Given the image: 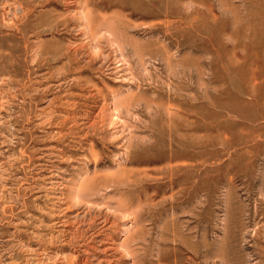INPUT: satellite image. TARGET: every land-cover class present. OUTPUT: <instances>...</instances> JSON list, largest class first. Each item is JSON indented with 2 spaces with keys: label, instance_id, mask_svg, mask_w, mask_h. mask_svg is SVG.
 Listing matches in <instances>:
<instances>
[{
  "label": "rangeland",
  "instance_id": "rangeland-1",
  "mask_svg": "<svg viewBox=\"0 0 264 264\" xmlns=\"http://www.w3.org/2000/svg\"><path fill=\"white\" fill-rule=\"evenodd\" d=\"M63 1L0 0V264H264V0Z\"/></svg>",
  "mask_w": 264,
  "mask_h": 264
},
{
  "label": "bare ground",
  "instance_id": "bare-ground-1",
  "mask_svg": "<svg viewBox=\"0 0 264 264\" xmlns=\"http://www.w3.org/2000/svg\"><path fill=\"white\" fill-rule=\"evenodd\" d=\"M62 1H63V0H62ZM65 1L67 2V0H65ZM72 1H73V0H72ZM78 1H79V0H78ZM85 1H86V0H85ZM63 2H64V1H63ZM74 2H76V1L74 0ZM77 3H78V2H77ZM82 3H83V1H82ZM84 3H85V2H84ZM86 3H87V1H86ZM80 4H81V2H80ZM78 5H79V4H78ZM78 5H76V6H78ZM82 5L85 6L86 4H82ZM74 6H75V5H74ZM84 6H83V7H84ZM81 7H82V6H81ZM84 8H85L86 10L89 9V8H86V7H84ZM78 9H79V8H78ZM80 9H81V8H80ZM85 9H82V10H85ZM75 10H76V9H75ZM86 10L84 11L85 13H86ZM77 11H78V10H77ZM75 12H76V11H75ZM84 12H82V13H79V12H78L79 17L81 16V19H83V20H84V19L87 20V19H88V18H87L88 16H86V14H85ZM89 12H90V9H89ZM76 14H77V13H76ZM78 14H77V15H78ZM89 14H90V13H89ZM79 17H78V18H79ZM89 17L92 18L90 15H89ZM76 18H77V17H76ZM78 18H77V20H79ZM93 18H94V16H93ZM59 20H60V19H59ZM83 20H82V21H83ZM89 20H91V22H92L93 19H89ZM96 20H97V19H96ZM105 20H106V19H105ZM80 21H81V20H80ZM80 21H79V23H80ZM82 21H81V22H82ZM84 22H88V21H84ZM89 22H90V21H89ZM89 22H88V23H89ZM98 23H99V22H98ZM98 23H97V25H96L97 27H98V25H99ZM80 24H81V23H80ZM85 24L87 25V23H84V25H83L84 27H83V28L87 27V26H85ZM89 24H91V23H89ZM89 24H88V25H89ZM108 24H109V23H108ZM78 26H79V25H78ZM94 26H95V25H94ZM94 26H90V27H93V29H94ZM83 28H82V29H83ZM87 28H88V27H87ZM85 29H86V28H85ZM88 29H89V28H88ZM88 29H86V31H87ZM96 29H97V28H96ZM80 30H81V29H80ZM90 31H92L91 28H90ZM79 32H80V31H79ZM81 32H82V31H81ZM87 33H91V35H92V32H89V30H88ZM93 33H94V32H93ZM95 33H96V32H95ZM88 35H90V34H88ZM93 35H95V34H93ZM92 37H93V36H92ZM92 37H91V38H92ZM120 55H122V53H121ZM44 56H45V55H44ZM44 56H43V57H44ZM46 56H47V55H46ZM61 56H62V55H61ZM50 58H51V57H50ZM117 61H118V60H117ZM119 61H121V60H119ZM122 61H123V60H122ZM123 62H124V61H123ZM117 64H118V62H117ZM117 67H118V66H117ZM120 69H121V68H120ZM114 71H115V70H114ZM122 71H123V70H122ZM117 72H118V71H117ZM128 72H129V71H128ZM129 76H130V75H129ZM131 77H132V75H131ZM123 78H124V77H123ZM78 80H79V79H78ZM122 80L124 81V79H122ZM119 81H120V80H119ZM123 81H122V82H123ZM132 81H133V80H132ZM130 82H131V81H130ZM86 83H87V81H86ZM88 83H89V81H88ZM98 90H99V89H98ZM99 93H100L99 91L96 92V94H99ZM99 95H100V94H99ZM99 95H97V97H98ZM100 97H101V95H100ZM124 99H125V98H124ZM133 99H135V98L133 97ZM131 101H132V102L134 101V100H132L131 96H130L129 98L126 97V99L122 101V103H121V107L123 106L122 104L124 103V104L126 105V108H128L127 106H128V104H129ZM135 101H136V99H135ZM135 101H134V102H135ZM118 104H119V103H118ZM118 104H117V106H118ZM129 105L131 106L132 103L129 104ZM112 106H114V105H111L110 108H112ZM118 107H119V106H118ZM118 107H116V105L114 106V108H116L117 110H119ZM121 107H120V108H121ZM124 107H125V106H124ZM104 109H105V107H104ZM116 109H115V110H116ZM110 110H111V109H109V111H110ZM115 110H114V111H115ZM125 110H126V109H125ZM128 110H129V109H128ZM133 110H134V109H133ZM98 111H100V110H98ZM106 111H107V110H106ZM101 112H102V111H101ZM103 112H104V111H103ZM103 112H102V113H103ZM110 112H111V111H110ZM115 112H116V111H115ZM115 112L112 111V112L110 113V115L107 116V121H106V122H108V123L110 124V126L112 125V124H111L112 122L114 123L113 119H114V118H118V117L115 116V115L117 114V112H116V113H115ZM102 113H101V115H102ZM98 114H99V113H98ZM106 114H107V112H106ZM82 115H83V114H82ZM107 115H108V114H107ZM98 116H99L100 119H101V117H102L103 115H102V116L98 115ZM105 116H106V115H105ZM103 117H104V116H103ZM92 118H93V117H92ZM96 118H97V117H96ZM94 119H95V118H94ZM105 119H106V118H105ZM119 119H120V118H119ZM117 120H118V119H117ZM92 121H93V120H92ZM103 121H104V120H102V122H103ZM74 122H75V121H74ZM102 122H101V123H102ZM106 122H105V123H106ZM84 123H85V122H84ZM88 123H89V122H88ZM94 123H95V120H94ZM103 123H104V122H103ZM109 124H108V125H109ZM93 125H95V124H93ZM100 125H101V124H100ZM106 125H107V124H106ZM108 125H107V126H108ZM107 126H106V127H107ZM112 126H114V125H112ZM112 126H111V127H112ZM97 127H99V126H97ZM87 128H89V127H87ZM107 129H108V128H107ZM93 130H94V129H93ZM108 130H109V129H108ZM114 130H115V129H114ZM90 131H91V130H90ZM96 131H97V130H96ZM120 131H121V130H120ZM120 133H121V132H120ZM116 135H117V134H116ZM116 137H117V136H116ZM118 138H119V137H118ZM91 152H92V151L90 150V153H91ZM93 154H94V153H93ZM96 154H97V153H95V155H96ZM89 155H90V154H89ZM91 156H93V155H91ZM89 157H90V156H89ZM92 158H93V157H92ZM123 173H124V172H123ZM126 175H127V174H126ZM113 177H114L115 179H117L115 176H113ZM123 177L125 178V176H123ZM142 177H143V176H142ZM179 177H180V176H179ZM106 178H107V177H106ZM111 178H112V177H111ZM112 179H113V178H112ZM112 179H111V180H112ZM178 179H179V178H178ZM102 180H103V179H102ZM104 180H105V178H104ZM106 180H107V179H106ZM106 180H105V181H106ZM109 180H110V178H109ZM89 181H90V180H89ZM99 181H100V180H99ZM99 181L97 180L98 184H100ZM105 181H102L101 183L103 184V182H105ZM107 181H108V180H107ZM114 181H115V180H113V183H112V184H113V188H114ZM117 181H118V179H117ZM108 182H109V181H108ZM88 183H89V185H87V186H85V187H86V190H87V191H90V190L93 189V187L95 186V183H96V182H95V181H92V182H88ZM109 183H110V182H109ZM109 183H108V185H111V184H109ZM115 183H117V182H115ZM108 185H106V188H108V187H107ZM102 186H103V185H101V187H102ZM111 187H112V186H111ZM115 187H116V186H115ZM133 187H134V186H133ZM195 187H196V185H195ZM82 188H83V187H82ZM94 188H95V187H94ZM109 188H110V186H109ZM116 188H117V187H116ZM124 188H125V187H124ZM79 189H80V188H79ZM84 189H85V188H84ZM98 189H99V188H98ZM119 189H120V188H119ZM126 189H127V188H126ZM77 190H78V188H77ZM82 190H83V189H82ZM86 190H85V191H86ZM109 190H112V189H109ZM109 190H108V191H109ZM83 191H84V190H83ZM96 191H97V189H96ZM108 191H107V192H108ZM115 191H116V192H119V191H117V190H115ZM121 191H122V190H121ZM92 192H93V190H92ZM95 193H97V192H95ZM95 193L93 192V196H94ZM97 194H98V193H97ZM76 195H78V194H76ZM91 196H92V194H91ZM119 196H120V195H119ZM76 197H77V196H76ZM85 197H87V195H86ZM144 197H145V196H144ZM92 198H93V197H92ZM94 198H95V197H94ZM128 198H129V197H128ZM122 199H124V198H122ZM95 200H96V199H95ZM95 200H94V201H95ZM135 200H136V199H135ZM61 201H62V200H61ZM122 201H123V200H122ZM137 201H139V199L136 200V202H137ZM59 202H60V201H59ZM89 202H90V201H89ZM92 202H93V201H92ZM127 202H128V201H127ZM132 202H133V201H132ZM143 202H144V201H143ZM60 203H62V202H60ZM83 203H85V202H83ZM90 203H91V202H90ZM90 203H88V205H89ZM116 203H118V205H119L118 207H121V208H122L121 205H123V202H121V201H120V202L117 201ZM129 203H130V202H129ZM148 203H149V202H148ZM92 204H93V203H92ZM99 204H100V203H99ZM101 204H102V203H101ZM106 204H107V202H106ZM106 204H103V205L106 206ZM114 204H115V203H114ZM114 204H113V205H114ZM109 205H110V202L108 203V206H109ZM129 205H130V204H127V206H129ZM105 206H104L105 210H106V208H109V207H105ZM110 206H111V205H110ZM116 206H117V204H116ZM124 206H125V205H124ZM59 207H60V206H59ZM111 207H112V209H113V206H111ZM125 207H126V206H125ZM125 207H124V208H125ZM98 208H99V207H98ZM116 208H117V207H116ZM138 208H139V207H138ZM60 209H61V208H60ZM99 209H100V208H99ZM109 209H111V208H109ZM114 209H115V208H114ZM114 209H113V210H114ZM122 209H123V208H122ZM125 209H126V208H125ZM125 209H124V210H125ZM103 210H104V209H103ZM113 210H112V211H113ZM115 210H116V209H115ZM117 210H118V209H117ZM119 210H120V209H119ZM119 210H118V211H119ZM126 210H127V209H126ZM126 210H125V211H126ZM109 211H110V210H109ZM121 211H122V210H121ZM125 211H123V212H125ZM140 211H141V210H140ZM106 212H107V211H106ZM113 212H114V211H113ZM119 212H120V211H119ZM135 212H136V211H135ZM135 212H134V213H135ZM64 213H65V212H64ZM109 213H110V212H109ZM109 213H108V214H109ZM111 213H112V212H111ZM125 213H126V212H125ZM97 214H98V213H97ZM105 214H106V213H105ZM108 214H106V215H108ZM129 214H131V213H129ZM58 215H59V214H58ZM111 215H112V214H111ZM116 215H117V214H116ZM116 215H115V216H116ZM133 215H134V214H132V216H133ZM146 215H147V214H146ZM95 216H96V215H95ZM113 216H114V215H113ZM122 216L124 217V219L126 218L124 215H122ZM128 216H129V215H128ZM130 216H131V215H130ZM132 216H131V217H132ZM136 216H137V215H136ZM138 216H139V215H138ZM98 217H99V216H98ZM106 217H107V216H104L103 219H105ZM116 217H117V216H116ZM116 217H115V218H116ZM99 218H100V217H99ZM110 218H111V217H110ZM115 218H114V219H115ZM120 218H121V216H120ZM133 218H134V219H137V218H135V217H133ZM147 218H148V217H147ZM106 219H107V218H106ZM108 219H109V218H108ZM114 219H113V221H114ZM110 220H111V219H110ZM116 220L119 221V218L116 219ZM134 221H135V220H134ZM55 222H57V221H55ZM103 222H104V221H103ZM143 222H144V221H143ZM95 223H96V222H95ZM110 223H111V222H110ZM110 223H109V224H110ZM59 224H60V223H59ZM61 224H62V223H61ZM109 224H108V225H109ZM113 224H115V223H113ZM134 224H135V223H134ZM139 224H140V223H139ZM92 225H93V224H91V226H92ZM115 225H116V224H115ZM102 226H103V225H102ZM142 226H143V225H142ZM153 226H154V225H153ZM109 227H111V226H109ZM120 227H121V226H120ZM129 227H130V226H129ZM102 228H103V227H102ZM105 228H106V227H105ZM111 228H112V227H111ZM121 228H122V227H121ZM123 228H124V227H123ZM123 228H122V229H123ZM125 228H126V227H125ZM125 228H124V231H125ZM93 229H94V228H93ZM114 229H115V228H114ZM101 230H102V229H101ZM105 230H106V229H105ZM107 230H108V229H107ZM107 230H106V231H107ZM109 231H110V230H109ZM120 231H121V230H120ZM139 231H140V230H139ZM100 233H101V232H100ZM100 233H99V234H100ZM102 233H103V232H102ZM104 233H105V232H104ZM110 233H111V231H110ZM140 233H141V232H140ZM105 234H106V233H105ZM105 234H104V235H105ZM138 234H139V233H138ZM100 235H101V234H100ZM108 235H109V234H108ZM133 236H134V235H133ZM93 237H94V236H93ZM90 238H91V237H90ZM105 238L107 239V235H106ZM109 238H110V237H109ZM134 238H135V237H134ZM112 239H113V238H112ZM100 241H101V240H100ZM109 241H110V240H108V242H109ZM136 241H137V240H136ZM101 242H102V241H101ZM105 242H106V241H105ZM108 242H107V243H108ZM111 243H112V242H111ZM95 245H96V244H95ZM104 245H105V244H104ZM110 245H111V244H110ZM102 246H103V245H102ZM91 248H92V246H91ZM105 248H109V247L106 246ZM111 248H112V247H111ZM111 248H110V249H111ZM112 249H113V248H112ZM112 249H111V250H112ZM89 250H90V249H89ZM95 251H96V250H95ZM97 251H98V250H97ZM101 251H103V250H101ZM105 251H106V250H105ZM105 251H104V252H105ZM108 251H109V250H108ZM113 251H114V250H113ZM84 252H86V251H84ZM109 252H110V251H109ZM86 253H87V252H86ZM102 253H103V252H102ZM102 253H101V254H102ZM109 255H110V254H109ZM106 256H107V255H106ZM111 257H112V256H111ZM107 259H108V258H107ZM111 260H112V259H111ZM241 260H242V259H241ZM102 261H103V260H102ZM105 261L107 262V260H105ZM105 261H104V263H105ZM108 262H109V261H108ZM115 262H116V261H115ZM39 263H40V262H39ZM99 263H100V262H99ZM112 263L114 264V262H112ZM41 264H42V263H41ZM242 264H243V263H242Z\"/></svg>",
  "mask_w": 264,
  "mask_h": 264
}]
</instances>
